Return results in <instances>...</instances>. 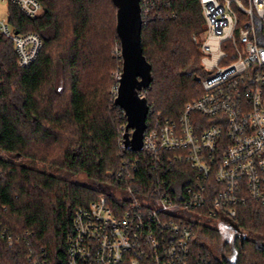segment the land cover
I'll return each mask as SVG.
<instances>
[{
  "label": "trees",
  "instance_id": "1",
  "mask_svg": "<svg viewBox=\"0 0 264 264\" xmlns=\"http://www.w3.org/2000/svg\"><path fill=\"white\" fill-rule=\"evenodd\" d=\"M37 1L42 15L36 17L7 3L13 32L33 33L42 41L29 66L18 65L12 41L0 32V151L9 156L0 157V224L27 237L8 247L0 236V264H66L75 211L103 193L113 206L111 192L124 186L116 172L125 159L138 160L136 181L129 184L139 193L164 187L175 200L186 198L192 184L188 165H156L143 152L122 149L126 121L111 94L117 82L112 73L122 66L111 51L114 44L120 47L111 0ZM204 31L199 0H153L150 17L143 14L141 45L153 74L143 93L150 107L147 122L177 121L184 105L200 95L196 78L203 77ZM258 41L264 46V32H258ZM35 163L69 176L52 175ZM205 210L204 220L193 223L194 251L207 252V244L222 240L224 229L212 227ZM235 211L229 223L233 254L211 253L210 264H264V206L249 200Z\"/></svg>",
  "mask_w": 264,
  "mask_h": 264
},
{
  "label": "built area",
  "instance_id": "2",
  "mask_svg": "<svg viewBox=\"0 0 264 264\" xmlns=\"http://www.w3.org/2000/svg\"><path fill=\"white\" fill-rule=\"evenodd\" d=\"M0 1L17 5L28 17L42 13L37 0ZM199 2L205 20L201 93L184 105L177 121H146L139 151L156 165H188L193 176L186 198L171 199L164 187L134 190L129 183L136 181L138 160H123L116 178L124 186L111 192L113 206L103 193L75 211L66 264H210V251L191 247L193 223L204 220L201 209L228 232L236 206L249 200L264 206V46L258 41L264 0ZM152 5L153 0H140L142 22ZM0 32L12 41L18 65L29 66L41 39L13 32L6 19L0 20ZM166 152L173 155L162 156ZM0 236L8 247L27 238L1 224Z\"/></svg>",
  "mask_w": 264,
  "mask_h": 264
},
{
  "label": "water",
  "instance_id": "3",
  "mask_svg": "<svg viewBox=\"0 0 264 264\" xmlns=\"http://www.w3.org/2000/svg\"><path fill=\"white\" fill-rule=\"evenodd\" d=\"M115 10V30L120 43L121 72L113 99L125 117L121 134L122 149L139 152L149 104L143 93L153 82L151 65L146 60L141 45L142 11L140 0H111ZM196 80L199 82L200 78Z\"/></svg>",
  "mask_w": 264,
  "mask_h": 264
},
{
  "label": "rangeland",
  "instance_id": "4",
  "mask_svg": "<svg viewBox=\"0 0 264 264\" xmlns=\"http://www.w3.org/2000/svg\"><path fill=\"white\" fill-rule=\"evenodd\" d=\"M6 18H7V4H6L5 1H0V20L6 19ZM203 38H204V34L202 35V39ZM111 51H112V54L114 55V57L117 58L119 61H121L120 54H118V53H120L119 45L114 44L112 46V48H111ZM120 72H121V67H119V69L115 70L112 73V76L114 77V80H118ZM116 87H117V82L114 85V88L111 90V94L113 96H115ZM0 157L8 158L9 156L7 154H5L4 152L0 151ZM18 161H21V159H18ZM31 165L33 167H35V168L43 169L46 172H48V173H50L52 175L58 176V177L67 178L69 176V174L66 171H64L62 169H59L57 167L51 166V165H43V164H40V163H35V164H31ZM78 180L81 181V182H85V177L80 175V176H78ZM209 224L212 227H214V228H218L219 227L218 226L219 225L218 221H216V220L209 221ZM222 231H223L222 232V240L220 242H217V243L207 244V248L214 256L220 257L221 254H224V255L229 257L230 255L233 254L232 232L228 231L229 232L228 233V232H225L224 230H222ZM223 245L225 246V249L220 252L218 250V248L220 246H223Z\"/></svg>",
  "mask_w": 264,
  "mask_h": 264
},
{
  "label": "bare ground",
  "instance_id": "5",
  "mask_svg": "<svg viewBox=\"0 0 264 264\" xmlns=\"http://www.w3.org/2000/svg\"><path fill=\"white\" fill-rule=\"evenodd\" d=\"M6 4H7V3H6ZM41 15H42V14H41ZM200 42H201V41H200ZM118 54H120V53H118ZM117 74H118V73H117ZM115 75H116V74H115ZM115 90H116V89H115ZM124 118H125V117H124ZM71 225H72V224H71ZM232 230H233V229H232ZM238 230H239V229H238ZM238 230H237V231H238ZM234 240H235V239H234Z\"/></svg>",
  "mask_w": 264,
  "mask_h": 264
}]
</instances>
